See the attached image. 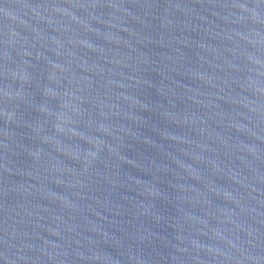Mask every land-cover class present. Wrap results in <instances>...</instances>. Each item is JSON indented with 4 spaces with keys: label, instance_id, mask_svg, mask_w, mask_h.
<instances>
[{
    "label": "water",
    "instance_id": "95a60500",
    "mask_svg": "<svg viewBox=\"0 0 264 264\" xmlns=\"http://www.w3.org/2000/svg\"><path fill=\"white\" fill-rule=\"evenodd\" d=\"M0 264H264V0H0Z\"/></svg>",
    "mask_w": 264,
    "mask_h": 264
}]
</instances>
